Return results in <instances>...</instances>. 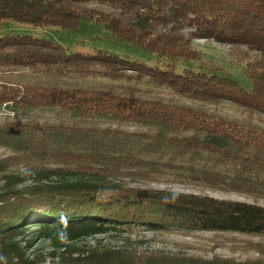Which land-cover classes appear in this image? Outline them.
<instances>
[{"label":"trees","instance_id":"trees-1","mask_svg":"<svg viewBox=\"0 0 264 264\" xmlns=\"http://www.w3.org/2000/svg\"><path fill=\"white\" fill-rule=\"evenodd\" d=\"M4 20L65 30L81 21L101 23L164 68L102 50L67 53L30 35L0 37L1 109L24 118L52 108L79 121L106 117L147 129L1 123L0 146L15 155L0 160V264L45 261L26 235L33 226L38 239L59 250L50 255L60 264H264L261 258L167 254L100 241L73 244L136 227L264 236L262 205L124 182L167 178L264 200V0H0V27ZM198 39L230 47L244 63L251 90L214 74L177 73V62L201 59L192 46ZM151 86L177 98L152 97ZM225 101L245 118L225 115ZM9 163L29 167L6 173ZM252 247L263 254L264 246Z\"/></svg>","mask_w":264,"mask_h":264},{"label":"rangeland","instance_id":"rangeland-1","mask_svg":"<svg viewBox=\"0 0 264 264\" xmlns=\"http://www.w3.org/2000/svg\"><path fill=\"white\" fill-rule=\"evenodd\" d=\"M6 35H30L45 39L60 45L67 53L95 54L100 50L108 51L122 58L139 60L149 66L159 65L161 69L164 68L163 62H158L156 56L133 43L117 39L101 23L81 21L76 30H65L53 26L39 28L11 20H4L0 27V37ZM192 46L196 51L200 52L201 59L197 62H177L175 68L177 73H180L183 69H187L214 74L219 77L234 80L246 91L251 90V81L243 71L244 63L238 61V57L233 54L234 51H231L230 47L209 39L195 40ZM245 55V53L241 55V60H244ZM21 72L24 73V77L22 78L27 79L26 70H21ZM17 75H19L18 72L13 73L12 78L14 80L18 79ZM151 88L154 91L151 93L152 97H157L162 94L166 96V99L172 98L163 88H154L152 86ZM176 98L177 97H174L172 99L175 100ZM180 101L189 105L212 109V105L203 104L198 101L188 100L186 98H182ZM222 112L229 117L245 118V116L239 114L237 109L229 101L222 103ZM5 121L23 123L34 122L38 124H58L63 122L66 124H74V122H76L81 123L83 126H93L95 128L111 127L130 132L147 131L145 126L131 122L118 124L116 121H112V119L106 117L79 121L74 118L71 119L67 112L52 108L33 110L24 118L15 113L12 108H0V124ZM14 155L15 153L11 149L0 146V160L7 163L9 160L8 157ZM7 166L6 173L21 172L29 167V165L25 163H9ZM124 182L132 187L169 189L186 193L209 195L219 199L245 201L264 206L263 199L243 194L210 190L203 187L182 185L167 178L157 181L124 180ZM36 234V226L30 227L26 232V235L29 236V240H34L33 250L36 251L37 254H40L41 258L45 260L42 264H60L58 256L52 258L50 255L52 251H55L52 244L48 243V241L43 238L38 239ZM97 241H100V244L104 246L126 249L138 248L143 251L167 254L183 253L200 257H211L213 254H216L223 258H233L237 261L255 258H261L264 261V252L261 254L256 248L252 247V245L264 246V236L246 235L238 232L218 233L189 230L149 231L141 227H136L127 229L124 232H110L95 235L92 238H82L75 241L73 244L78 247L83 245L89 246ZM138 242L142 243L135 244ZM55 252H59V250Z\"/></svg>","mask_w":264,"mask_h":264}]
</instances>
